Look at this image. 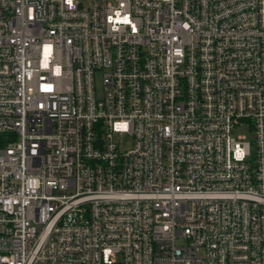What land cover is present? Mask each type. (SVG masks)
I'll return each instance as SVG.
<instances>
[{
    "label": "built area",
    "instance_id": "2783aa9c",
    "mask_svg": "<svg viewBox=\"0 0 264 264\" xmlns=\"http://www.w3.org/2000/svg\"><path fill=\"white\" fill-rule=\"evenodd\" d=\"M0 138V264H264V0H0Z\"/></svg>",
    "mask_w": 264,
    "mask_h": 264
},
{
    "label": "rangeland",
    "instance_id": "374dc122",
    "mask_svg": "<svg viewBox=\"0 0 264 264\" xmlns=\"http://www.w3.org/2000/svg\"><path fill=\"white\" fill-rule=\"evenodd\" d=\"M245 135L248 137V139H252L253 138V136L250 135V134H245L243 132L241 134H239V136H245ZM122 141H123L122 148L123 149H127L128 146H129V139L128 138H123Z\"/></svg>",
    "mask_w": 264,
    "mask_h": 264
},
{
    "label": "trees",
    "instance_id": "16d2710c",
    "mask_svg": "<svg viewBox=\"0 0 264 264\" xmlns=\"http://www.w3.org/2000/svg\"><path fill=\"white\" fill-rule=\"evenodd\" d=\"M3 145V139L0 138V146Z\"/></svg>",
    "mask_w": 264,
    "mask_h": 264
}]
</instances>
